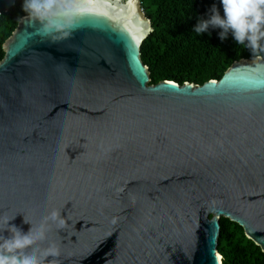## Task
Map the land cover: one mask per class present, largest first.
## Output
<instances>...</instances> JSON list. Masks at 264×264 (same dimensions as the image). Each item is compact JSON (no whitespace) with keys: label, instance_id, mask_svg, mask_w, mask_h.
<instances>
[{"label":"water","instance_id":"1","mask_svg":"<svg viewBox=\"0 0 264 264\" xmlns=\"http://www.w3.org/2000/svg\"><path fill=\"white\" fill-rule=\"evenodd\" d=\"M59 2L3 46L0 217L27 231L58 211L37 243L59 264H222V218L264 253V57L154 84L140 0Z\"/></svg>","mask_w":264,"mask_h":264},{"label":"trees","instance_id":"2","mask_svg":"<svg viewBox=\"0 0 264 264\" xmlns=\"http://www.w3.org/2000/svg\"><path fill=\"white\" fill-rule=\"evenodd\" d=\"M145 15L153 27L141 47V58L148 66L151 83L161 80L180 84L202 85L220 79L237 60L264 57V49L252 50L237 45L231 34L221 41L219 28L196 35L194 26L207 19L213 4L222 13L220 0H140ZM22 0L0 15V61L5 55L4 43L16 29L20 19L28 15L21 11ZM264 43V42H262ZM219 253L222 264H264V253L248 239L241 226L221 219Z\"/></svg>","mask_w":264,"mask_h":264},{"label":"clouds","instance_id":"3","mask_svg":"<svg viewBox=\"0 0 264 264\" xmlns=\"http://www.w3.org/2000/svg\"><path fill=\"white\" fill-rule=\"evenodd\" d=\"M222 15L213 4L207 19H199L193 28L196 35L211 28H219L221 41L231 34L237 45L245 46L253 51L258 47L264 49V0H220ZM69 6L59 0H22L21 11L38 20H48L59 12L67 13ZM0 217V264H59L53 258L59 257L60 250L52 242L41 248L38 241L47 239L49 222L55 223L58 229L65 227V221L58 211H51L39 225H33L23 217V223L30 224L23 231L13 220ZM7 231L8 236L3 233ZM51 257V259H49Z\"/></svg>","mask_w":264,"mask_h":264},{"label":"snow or ice","instance_id":"4","mask_svg":"<svg viewBox=\"0 0 264 264\" xmlns=\"http://www.w3.org/2000/svg\"><path fill=\"white\" fill-rule=\"evenodd\" d=\"M136 43H139V41L137 40ZM212 83L215 84V81H213ZM169 84H171V82H169ZM216 259L218 260L219 257H216Z\"/></svg>","mask_w":264,"mask_h":264},{"label":"built area","instance_id":"5","mask_svg":"<svg viewBox=\"0 0 264 264\" xmlns=\"http://www.w3.org/2000/svg\"><path fill=\"white\" fill-rule=\"evenodd\" d=\"M140 5H141V4H140ZM140 9H141V12L145 13V10H144V8L142 7V5H141Z\"/></svg>","mask_w":264,"mask_h":264}]
</instances>
